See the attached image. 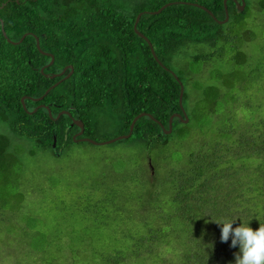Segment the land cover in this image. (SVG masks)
<instances>
[{
  "label": "trees",
  "instance_id": "1",
  "mask_svg": "<svg viewBox=\"0 0 264 264\" xmlns=\"http://www.w3.org/2000/svg\"><path fill=\"white\" fill-rule=\"evenodd\" d=\"M170 1L182 0H0L8 36L19 40L27 33L21 42H10L0 20V80L26 82L10 88L0 82V122L9 126L0 132V165L18 159L16 143L22 141L30 143L32 154L47 149L62 155L79 126L71 125L68 113L56 116L72 104L103 106L78 107L85 135L94 139L100 128L96 118L103 113L117 120L119 134L130 131L140 112L157 119L140 117L128 138L111 143H129L111 172L116 189L109 192L117 200L95 214L94 232L82 239L85 247L36 230L13 234L0 250V264H20L24 255L38 264H235L239 246H231V236L221 240L222 226L212 217L242 216L259 228L256 217L264 219V18L249 11L264 10V0H246L244 10L227 0L229 19L223 23L214 16L226 17L224 0H184L205 5L214 16L182 2L159 13L146 11ZM141 11L138 29L185 87L190 120L176 116L169 134L160 122L168 128L171 115L183 113L181 85L134 31ZM36 36L41 48L56 56L43 72L49 57L39 50ZM66 64L73 65V73L43 98L52 117L47 107L33 112L27 109L34 107H22V94L30 95L28 106L33 104L32 96L70 69L54 78L46 72ZM58 89L62 107H54ZM31 223H37L35 217L26 225ZM241 223L237 219L233 228Z\"/></svg>",
  "mask_w": 264,
  "mask_h": 264
},
{
  "label": "rangeland",
  "instance_id": "2",
  "mask_svg": "<svg viewBox=\"0 0 264 264\" xmlns=\"http://www.w3.org/2000/svg\"><path fill=\"white\" fill-rule=\"evenodd\" d=\"M249 15L264 18V10L254 7ZM195 49L193 47L191 51ZM171 66L178 68L174 63ZM190 98L193 105L195 98L193 95ZM96 120L100 124L95 130L96 139L119 135V124L110 113H103ZM8 130L9 126L0 122V132ZM109 144L74 141L65 147L62 155L60 152L56 155L47 149H38L32 154L28 152L30 143L17 142L18 159L0 165V250L6 248L7 237L13 234V237H23L35 230L50 237L58 234L66 245L74 240L75 246L85 247L82 239L94 232L95 214H100L104 208L107 212L106 207L113 208L111 203L117 200L116 194L109 192V189H116L114 182L110 181L111 172L117 163H121L118 156L128 149L129 143ZM129 159V155L124 158L125 161ZM32 217L37 223L27 226ZM103 236L107 237L106 234ZM68 248L67 256L70 253ZM83 252H79L82 258ZM57 254H60L59 250ZM21 261L20 264H38L32 255H24Z\"/></svg>",
  "mask_w": 264,
  "mask_h": 264
},
{
  "label": "water",
  "instance_id": "3",
  "mask_svg": "<svg viewBox=\"0 0 264 264\" xmlns=\"http://www.w3.org/2000/svg\"><path fill=\"white\" fill-rule=\"evenodd\" d=\"M235 1H236V3H238V5H240V9H241V10H244V8H245V6H246V0H241V1H239V0H235ZM174 2L191 3V4H194V5L200 6L201 8H203V9L209 11V12L214 16L213 12H211V11H210L205 5H203V4H199V3H196V2L184 1V0H182V1H170V2H167V3H165L164 5H162L159 9H156V10H146V11H147V12H150V13H159V12H161L165 7H167L168 5H170V4L174 3ZM224 3H225V9H226V17H225L224 19H218L217 17L214 16V18H215L218 22H220V23L226 22V21L229 19V11H228V6H227V0H224ZM144 12H145V11H141L140 13H138V15H137V17H136V20H135V23H134V29H135V31H136L140 36H142L143 38H145V39L148 41V44H149L150 47H151L152 53H153L154 57L158 60V62H159L161 65H163L165 68L169 69V68H168V67H167V66H166V65H165V64L159 59V57L157 56L156 51H155V49H154V46H153V43L151 42V40H150V39H149V38H148L143 32H141V31L138 29V22H139V20H140L142 14H143ZM0 20H1V22H2L3 33H4V35L7 37V39H8L10 42H13V43L21 42V41L24 39V37L27 35V33H25V34L23 35V37L20 38L18 41L12 40V39L8 36V34H7V32H6L5 28H4V22H3V19L0 18ZM36 41H37V46H38V48H39V50H40L41 52L46 53V54H50V55L52 56V60H51L50 63H53V61H54V55H53L52 53H47V52H45V51L41 48V45H40V39H39L38 36H36ZM68 68H70L69 73H67V74H66L65 76H63L61 79H59L58 81H56L55 83H53L50 87H48V88L46 89V91L43 93V95H41V96H39V97H37V98H34V99H35V100H39V99L44 98V96H45V95L51 90V88H53V87H55L56 85H58V84H59L60 82H62L65 78H68V77L73 73V71H74V67H73V65H67V66L64 67V69L62 70L61 73H55V74H52V75L46 73L47 76H50L51 78H54V77H56V76H59V75L64 74L65 71H66ZM169 70L175 75V77L177 78V80L180 82V85H181V90H180V105H181V109H182V112H183V113L176 112V113L172 114L171 117H170V119H169V127H168V128L165 127V125H164L162 122H160V124H161V126H162V128H163V131H164L165 133H167V134H169V133H171V132L173 131V121H174V118H175L176 116L179 117V118H180L183 122H185V123L189 122V120H190V118H189V116H188V114H187V112H186V109H185V107H184V105H183V96H184V89H185L184 84H183V82L181 81V79L179 78V76L177 75V73H176L175 71H173L172 69H169ZM43 71H44V68H42V72H43ZM24 99H25V97H23V101H24ZM24 104H25V102H24ZM25 108H26V107H25ZM47 108L49 109V114H50L51 117H52L53 114H52V111H51L50 107H47ZM35 110H36V109H35ZM30 112H33V111H30ZM64 113H68V114L71 115V112H70L69 110H61V111L58 113V115L56 116V118H59V117H60L62 114H64ZM144 115H148V116L152 117L153 119L157 120V119H156V118H155L150 112H146V111L140 112V113L137 114V115L134 117V119L132 120V122H131V124H130V131H129L128 133H126V134H119V135H117L116 137L108 138V139L101 140V141L96 140V139H94V138H92V137H90V136L78 137V136L82 135V134L85 132V123H84V121H83L82 119H73V122L71 123V125H77V126L80 127V131H79L78 133H76V134L73 135V140L76 141V142H78V141H89V142H91V143H93V144H109V143L115 142V141L120 140V139H123V138H128V137L132 134V131H133V129H134V126H135V123L137 122V120H138L140 117L144 116ZM54 146H56V136H55V139H54Z\"/></svg>",
  "mask_w": 264,
  "mask_h": 264
},
{
  "label": "clouds",
  "instance_id": "4",
  "mask_svg": "<svg viewBox=\"0 0 264 264\" xmlns=\"http://www.w3.org/2000/svg\"><path fill=\"white\" fill-rule=\"evenodd\" d=\"M260 221L258 229L250 227V221L241 217H212V220L221 225V240L227 242L232 237L231 246H239V252L235 253V264H264V219L256 217ZM237 219L242 223L233 228ZM211 247L212 245H208Z\"/></svg>",
  "mask_w": 264,
  "mask_h": 264
},
{
  "label": "flooded vegetation",
  "instance_id": "5",
  "mask_svg": "<svg viewBox=\"0 0 264 264\" xmlns=\"http://www.w3.org/2000/svg\"><path fill=\"white\" fill-rule=\"evenodd\" d=\"M135 31V30H134ZM139 35V34H138ZM36 44H37V41H36ZM41 44V43H40ZM43 49V48H42ZM44 50V49H43ZM45 52H47V53H52L53 55H54V61H53V63H56V56H55V54L53 53V52H51V51H49V50H44ZM43 53V52H42ZM45 55H47L48 57H49V59H48V61L47 62H45V63H43L42 65H41V67H40V70L42 71V68H44V70L46 69V67H48V65H50L51 63H50V61L52 60V56L50 55V54H46V53H44ZM67 65H72V64H66L65 66H67ZM64 66V67H65ZM64 67L63 68H60V67H57V70H54V71H49V72H46V73H48V74H50V75H52V74H55V73H61L62 72V70L64 69ZM68 69H70V68H68ZM67 69V70H68ZM67 70L65 71V73L67 72ZM64 73V74H65ZM63 75V74H62ZM62 75H59V76H56V77H61ZM6 76H9V74H6ZM4 77V76H3ZM59 79H61V78H59ZM59 79H57L56 81H58ZM55 81V82H56ZM0 82H3L4 83V85H7L9 88L10 87H12L13 85H18V86H22V84L21 83H24V85L26 84V82L24 81V80H21V82H20V85L17 83V82H15L14 80L13 81H7V79H2V80H0ZM41 95H43V93L42 94H40V95H37V96H32V101L34 102L33 104H31V105H29L28 106V104H26V99H28V97H30V95H28V94H22L21 96H20V101H21V103H22V107H34L33 109H27L28 111H36L39 107H51L49 104H46L44 101H43V98L42 99H39V100H35L34 98H37V97H39V96H41ZM23 97H25V99H24V101H23ZM60 97H61V91H60V89H58L57 90V92H56V100L54 101V107H62V105H61V102H60ZM10 100V99H9ZM8 99H7V101H9ZM24 102H25V104H24ZM10 103V102H9ZM6 107H12V105L11 104H7L6 105ZM15 107H18V105L17 106H15ZM69 107H71V110H69L70 112H71V118H72V122H73V119H82V116H81V114L79 113V109H78V107H103V106H101V105H99V106H93V105H79V104H72V105H70ZM36 109V110H35ZM61 110H65V109H60L59 110V112L61 111ZM58 112V113H59ZM83 120V119H82ZM85 129H86V127H85ZM80 131V127H79V129H77L76 131H75V133L74 134H76V133H78ZM126 134V133H125ZM83 136H86L85 135V132L82 134V135H80V136H78V137H83ZM79 142V141H78Z\"/></svg>",
  "mask_w": 264,
  "mask_h": 264
}]
</instances>
